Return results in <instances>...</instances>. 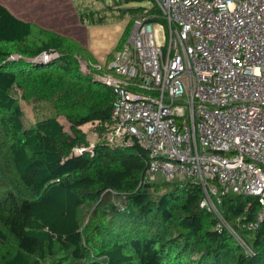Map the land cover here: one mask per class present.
<instances>
[{"label": "trees", "instance_id": "1", "mask_svg": "<svg viewBox=\"0 0 264 264\" xmlns=\"http://www.w3.org/2000/svg\"><path fill=\"white\" fill-rule=\"evenodd\" d=\"M143 10L127 9L132 16ZM13 52L21 61L8 60ZM42 52L60 57L26 61ZM76 56L96 61L74 39L20 20L0 3V264H264V214L254 230L246 228L261 211L257 199L229 194L220 206L246 239L247 254L199 207L200 186L143 183L148 152L101 140L113 93L83 76ZM17 88L48 100L69 131L57 117L26 127ZM89 123L100 139L77 154L89 146L81 129Z\"/></svg>", "mask_w": 264, "mask_h": 264}, {"label": "built area", "instance_id": "2", "mask_svg": "<svg viewBox=\"0 0 264 264\" xmlns=\"http://www.w3.org/2000/svg\"><path fill=\"white\" fill-rule=\"evenodd\" d=\"M151 1L104 59L75 57L83 76L113 93L100 138L148 152L145 184L159 177L200 186L199 207L213 214L215 229L250 254L220 206L225 195L253 196L261 211L246 228L263 220L264 0ZM59 57L42 52L30 62Z\"/></svg>", "mask_w": 264, "mask_h": 264}, {"label": "rangeland", "instance_id": "3", "mask_svg": "<svg viewBox=\"0 0 264 264\" xmlns=\"http://www.w3.org/2000/svg\"><path fill=\"white\" fill-rule=\"evenodd\" d=\"M0 3L16 18L37 24L41 28L51 30L59 35L69 36L81 42L98 56L114 48L122 39L127 24L133 17L127 11L128 8H150L152 6L151 0L143 2H131V0H0ZM114 44L116 45L114 46ZM16 53H11L8 60L21 61V55ZM106 56H103V59ZM26 61L30 62V60ZM13 95L24 112L26 127L47 117H57L64 129L69 131L67 120L56 114L48 100H41L36 95L29 93L24 97L19 88L13 90ZM94 128L95 124L91 123L81 128L86 134L89 144H95L97 139ZM163 183L165 182L159 177L152 182V184L159 185H163ZM155 190L157 189L155 188ZM111 202L120 204L121 199L113 198ZM82 216L86 223L88 212L84 210ZM234 239L238 240L237 237ZM243 241L247 243L246 239ZM42 264L54 263L45 261Z\"/></svg>", "mask_w": 264, "mask_h": 264}, {"label": "crops", "instance_id": "4", "mask_svg": "<svg viewBox=\"0 0 264 264\" xmlns=\"http://www.w3.org/2000/svg\"><path fill=\"white\" fill-rule=\"evenodd\" d=\"M27 22V21H26ZM69 37V36H68ZM71 38V37H70ZM73 39V38H72ZM75 41H77V40H75ZM78 43H80L84 48H86L81 42H79V41H77ZM116 44H114V46H115ZM113 46V47H114ZM91 54H92V56L95 58V59H97V60H99V59H102L103 58V56H105V55H107L109 52H111L112 51V49H114V48H111L110 50H107L105 53H102V54H100V56H98V55H96L92 50H90V49H88V48H86ZM95 136H96V142H95V144L99 141L98 140V136H97V134L95 133ZM87 141H88V139H87ZM89 142V141H88ZM94 143H92V144H89V146L90 145H93ZM94 144V145H95Z\"/></svg>", "mask_w": 264, "mask_h": 264}]
</instances>
